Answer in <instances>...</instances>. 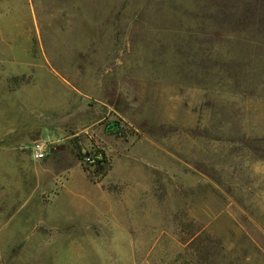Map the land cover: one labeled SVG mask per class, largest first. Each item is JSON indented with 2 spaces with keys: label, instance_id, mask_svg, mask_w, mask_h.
<instances>
[{
  "label": "rangeland",
  "instance_id": "rangeland-1",
  "mask_svg": "<svg viewBox=\"0 0 264 264\" xmlns=\"http://www.w3.org/2000/svg\"><path fill=\"white\" fill-rule=\"evenodd\" d=\"M263 4L0 0V264H264Z\"/></svg>",
  "mask_w": 264,
  "mask_h": 264
},
{
  "label": "built area",
  "instance_id": "built-area-1",
  "mask_svg": "<svg viewBox=\"0 0 264 264\" xmlns=\"http://www.w3.org/2000/svg\"><path fill=\"white\" fill-rule=\"evenodd\" d=\"M32 152L35 159L42 160L46 156L44 145L39 142L32 144Z\"/></svg>",
  "mask_w": 264,
  "mask_h": 264
},
{
  "label": "trees",
  "instance_id": "trees-1",
  "mask_svg": "<svg viewBox=\"0 0 264 264\" xmlns=\"http://www.w3.org/2000/svg\"><path fill=\"white\" fill-rule=\"evenodd\" d=\"M262 1L264 2V0H262ZM258 11H259L260 16L263 17V15H264V4L261 6L260 9H258ZM254 13L256 14V10ZM263 19H264V17L259 19V22L260 23L264 22ZM99 156H100V158H95L94 161L97 164H100L98 167L101 168V170H102V169H104V165H102V164H104L106 162V160H105V156L102 152H99Z\"/></svg>",
  "mask_w": 264,
  "mask_h": 264
}]
</instances>
